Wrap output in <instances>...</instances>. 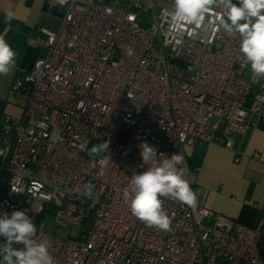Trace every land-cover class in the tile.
I'll return each instance as SVG.
<instances>
[{
    "label": "built area",
    "instance_id": "1",
    "mask_svg": "<svg viewBox=\"0 0 264 264\" xmlns=\"http://www.w3.org/2000/svg\"><path fill=\"white\" fill-rule=\"evenodd\" d=\"M52 1L66 7L62 23L41 28L44 55L11 88L27 98L24 114L0 117L1 136L14 133L0 145V214L26 211L55 264H264V224L202 203L184 150L232 149V134L264 120V76L249 79L238 35L210 22L223 8L197 27L174 26V9L156 0ZM105 142L106 153L89 154ZM145 143L156 151L144 163ZM173 154L197 205L161 197L165 232L133 216L125 192ZM50 216L65 233L47 229Z\"/></svg>",
    "mask_w": 264,
    "mask_h": 264
},
{
    "label": "clouds",
    "instance_id": "2",
    "mask_svg": "<svg viewBox=\"0 0 264 264\" xmlns=\"http://www.w3.org/2000/svg\"><path fill=\"white\" fill-rule=\"evenodd\" d=\"M214 5L222 6L223 11L210 22L229 35H238L240 53L250 64L252 73L264 76V0H173L174 11L169 13L171 23L198 27ZM14 16L13 11H7L6 23ZM15 56L14 50L0 36V75L6 76L13 71ZM108 148L109 142L93 145L89 154L101 155ZM155 151L147 143L143 144L140 151L143 162L153 160ZM180 163L182 157L173 154L160 161V166L148 167L131 176V189L125 192V198L131 197V214L147 226L165 232L170 230L171 219L162 209L161 197L196 207L197 195L185 179L186 168L177 167ZM36 232V225L26 211L0 214V237L5 241L0 244V264H55L49 243L37 242Z\"/></svg>",
    "mask_w": 264,
    "mask_h": 264
},
{
    "label": "crops",
    "instance_id": "3",
    "mask_svg": "<svg viewBox=\"0 0 264 264\" xmlns=\"http://www.w3.org/2000/svg\"><path fill=\"white\" fill-rule=\"evenodd\" d=\"M156 3L174 9L173 0ZM9 10L15 16L6 23ZM65 12V6L52 0H0V36L14 50L18 61V68L0 75V117L10 115L17 120L23 116L25 96L12 92V84L44 55L41 28L57 30ZM231 138L232 149L204 142L186 146L185 155L190 167L197 169L196 184L203 189L201 202L241 224L258 228L264 224V120L250 125L245 134H232Z\"/></svg>",
    "mask_w": 264,
    "mask_h": 264
},
{
    "label": "rangeland",
    "instance_id": "4",
    "mask_svg": "<svg viewBox=\"0 0 264 264\" xmlns=\"http://www.w3.org/2000/svg\"><path fill=\"white\" fill-rule=\"evenodd\" d=\"M236 2V0H235ZM162 8V7H160ZM171 10V9H170ZM247 77L250 79V78H254L255 81H258L260 79V76L258 75H254L251 71L248 73ZM22 103H25V107L27 105V98H23L22 99ZM14 137V133L12 132L11 134H9L8 136H1L0 137V145L1 146H7L8 143L12 140V138ZM46 225H47V229L49 231H55V232H58V233H65V230L67 229V226L64 225V224H56L54 222V219L52 216L46 218Z\"/></svg>",
    "mask_w": 264,
    "mask_h": 264
},
{
    "label": "trees",
    "instance_id": "5",
    "mask_svg": "<svg viewBox=\"0 0 264 264\" xmlns=\"http://www.w3.org/2000/svg\"><path fill=\"white\" fill-rule=\"evenodd\" d=\"M0 137H1V128H0Z\"/></svg>",
    "mask_w": 264,
    "mask_h": 264
}]
</instances>
